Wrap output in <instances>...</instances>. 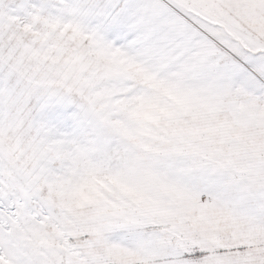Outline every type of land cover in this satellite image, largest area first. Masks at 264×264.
<instances>
[{"label":"snow or ice","instance_id":"6c2138e0","mask_svg":"<svg viewBox=\"0 0 264 264\" xmlns=\"http://www.w3.org/2000/svg\"><path fill=\"white\" fill-rule=\"evenodd\" d=\"M0 264H264V0H0Z\"/></svg>","mask_w":264,"mask_h":264}]
</instances>
